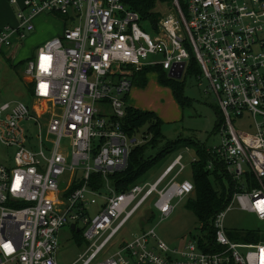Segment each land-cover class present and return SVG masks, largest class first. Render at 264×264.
Returning <instances> with one entry per match:
<instances>
[{
  "label": "built area",
  "instance_id": "obj_1",
  "mask_svg": "<svg viewBox=\"0 0 264 264\" xmlns=\"http://www.w3.org/2000/svg\"><path fill=\"white\" fill-rule=\"evenodd\" d=\"M11 2L20 5L18 22L0 27L1 52L21 46L40 13L76 24H66L28 61L31 102L0 105V142L15 149L11 165L0 163V264H58L61 232L73 223L81 231L79 220L88 245L75 264H264V242L233 241L224 225L234 204L264 221V0H172L154 22L122 0ZM192 56L221 111V143L208 148L215 156L208 169L220 167L234 183L213 222L220 248L206 251L196 238L170 248L150 229L107 254L151 197L164 219L175 198L195 191L192 180L179 179L187 167L182 154L154 182L117 192L110 178L150 137L123 127L136 72L155 66L169 72L185 63L184 75ZM67 173L69 179L60 180ZM90 203L98 204L95 214Z\"/></svg>",
  "mask_w": 264,
  "mask_h": 264
},
{
  "label": "rangeland",
  "instance_id": "obj_2",
  "mask_svg": "<svg viewBox=\"0 0 264 264\" xmlns=\"http://www.w3.org/2000/svg\"><path fill=\"white\" fill-rule=\"evenodd\" d=\"M19 10V4H13L11 0H0V21L5 20L9 24L15 25L18 22L17 13ZM46 13L45 16L38 15L33 19L35 28L33 31L27 32L21 46L9 49L4 47V51H0V105L14 100L28 101L26 83L31 82L30 77L25 74L28 59H36L41 45L60 36L66 26L65 23L68 26L76 24V21L70 18ZM0 27L3 25L0 24ZM192 63L193 60L189 59L185 73L180 79L183 84L182 101L180 102L173 90L161 83L157 73L153 71L148 73L146 83L140 76L136 75L133 78L132 89L126 97L127 105L153 111L163 121L161 125L163 137L155 146L148 148L147 156L156 155L167 142L177 139L193 140L208 148L221 143L217 115L218 109L220 112L219 102L210 88V80L204 75L201 68L193 69ZM23 124L32 135L37 134L36 128L27 122H23ZM184 143L170 152L139 182L156 181L178 154L184 156L183 161L187 166L179 179L191 180V163L198 156L193 146L185 147ZM14 151V148L7 147L0 142V163L11 165ZM69 177L70 174L67 173L60 180L67 181ZM188 198L182 200L175 198L173 200L174 211L169 217L162 219L160 213L154 211L152 207L154 197H151L127 220L105 252H108L107 254L117 252L124 242H129L142 234L144 230L150 229H154L158 238L163 239L170 248L182 249L195 238V235L201 234V223L194 211L188 207ZM89 209L92 214H95L98 204L90 203ZM77 223L84 232L85 225L82 221L79 220ZM224 225L227 232L264 230L263 220L251 212L240 209L236 204L227 210ZM60 241L58 264H75L88 244V242L86 244L78 243L70 225L63 228ZM240 251L245 253L246 249H240Z\"/></svg>",
  "mask_w": 264,
  "mask_h": 264
},
{
  "label": "trees",
  "instance_id": "obj_3",
  "mask_svg": "<svg viewBox=\"0 0 264 264\" xmlns=\"http://www.w3.org/2000/svg\"><path fill=\"white\" fill-rule=\"evenodd\" d=\"M122 1L129 8L141 13L146 20L154 22L158 21L165 12L169 11L172 0ZM191 59L193 60V69L196 67L201 68L194 56H192ZM29 60L31 59H28V61ZM152 71L158 74L162 84L169 86L173 90L177 100H179V102L182 101L181 93L183 91V84L181 80L170 78L168 73L161 67H145L141 71L136 72L135 76H140L142 81L146 83V75ZM26 88L27 102L30 103L33 98L32 82L26 83ZM126 114L123 127L130 134H136V132L141 131L142 133L149 134L150 137L146 142L132 149L129 155L128 165L124 170L115 172L110 176L116 191H125L132 185L138 183L146 173L158 166L170 152L182 146L181 143L185 142V147L193 146L198 157L191 163V180L194 183L195 191L188 198V207L194 211L201 223V234L195 235L194 237L197 239L200 248L206 251L218 250L220 246L215 242V228L213 222L218 213L224 210L231 200L234 183L230 176L221 171V168L218 166L213 169H208L209 162L211 160L215 161V156L209 152L207 146L201 145L193 140L177 139L169 141L156 155L147 156L146 153L148 148L155 146L163 137L161 130L163 121L153 111L143 110L130 105L126 106ZM217 115L219 128V124L221 123V111L219 112V109ZM92 179L95 183H98L97 186H101L100 174H92ZM77 186L78 184H74L73 188ZM72 233L78 240V243H87L82 230L77 232L76 229H72ZM227 234L231 240L236 242H264V230L236 231L227 232Z\"/></svg>",
  "mask_w": 264,
  "mask_h": 264
},
{
  "label": "water",
  "instance_id": "obj_4",
  "mask_svg": "<svg viewBox=\"0 0 264 264\" xmlns=\"http://www.w3.org/2000/svg\"><path fill=\"white\" fill-rule=\"evenodd\" d=\"M185 67V63H181V64H176L173 66V68L168 72V76L170 78H174L177 80H180L183 77V70ZM71 228L74 229L75 228V224H71ZM79 231V229H78Z\"/></svg>",
  "mask_w": 264,
  "mask_h": 264
},
{
  "label": "crops",
  "instance_id": "obj_5",
  "mask_svg": "<svg viewBox=\"0 0 264 264\" xmlns=\"http://www.w3.org/2000/svg\"><path fill=\"white\" fill-rule=\"evenodd\" d=\"M19 1H20V0H19ZM13 4H14V3H13ZM40 14H41V15H40ZM40 14H38V15H39V16H45V15H47L46 12H44V13H40ZM38 15H37V16H38ZM35 17H36V16H35ZM35 17H34V18H35ZM0 24H2V25L4 26V25L9 24V23L6 22L5 20H1V21H0ZM65 24H67V23H65ZM13 48H14V47H13Z\"/></svg>",
  "mask_w": 264,
  "mask_h": 264
}]
</instances>
